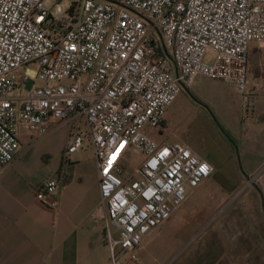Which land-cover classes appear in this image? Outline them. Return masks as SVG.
<instances>
[{"label": "built area", "instance_id": "obj_1", "mask_svg": "<svg viewBox=\"0 0 264 264\" xmlns=\"http://www.w3.org/2000/svg\"><path fill=\"white\" fill-rule=\"evenodd\" d=\"M252 41L264 48V0H73L67 10L59 0H0V169L19 151V126L42 136L54 122L76 120L65 153L85 142L93 149L100 200L92 216L103 219L112 263L135 262L145 234L184 201L186 186L213 171L147 129L162 124L198 75L231 82L251 107ZM28 65L34 72L17 80ZM29 80L42 85L25 89ZM128 147L142 155L131 179L122 162ZM57 185L47 180L36 198L46 202Z\"/></svg>", "mask_w": 264, "mask_h": 264}, {"label": "crops", "instance_id": "obj_2", "mask_svg": "<svg viewBox=\"0 0 264 264\" xmlns=\"http://www.w3.org/2000/svg\"><path fill=\"white\" fill-rule=\"evenodd\" d=\"M246 80L256 98L248 109L231 82L198 75L162 124L147 129L159 143L187 146L213 171L194 187L197 200L145 234L131 264H264V48L257 41L248 46ZM179 121L177 141L168 130ZM67 123H52L48 136L19 126V151L0 169V264H113L103 219L92 216L100 200L94 151L65 153ZM51 178L58 185L42 202L36 192ZM250 179L258 197L252 215H223L241 208L230 198ZM195 237L196 248L185 250Z\"/></svg>", "mask_w": 264, "mask_h": 264}, {"label": "rangeland", "instance_id": "obj_3", "mask_svg": "<svg viewBox=\"0 0 264 264\" xmlns=\"http://www.w3.org/2000/svg\"><path fill=\"white\" fill-rule=\"evenodd\" d=\"M54 2H55V0H46V4L47 5H51ZM59 2L61 4L63 10H67L71 6L73 0H59ZM154 33H157L155 29H154ZM211 54H212L211 52L208 53V55H211ZM23 70H24V72H28V74H32L34 72V68H33L32 65L24 66V67L20 68V70L16 73V79L17 80L20 79V72L23 71ZM34 85H42V82L38 81V80H35V81L29 80L25 84V89H29L30 87H32ZM229 91H230V89H229ZM183 119L186 122L185 118H183ZM59 122H63V121H59ZM181 123L182 122L179 121V122H177L176 125L169 126V130H168L169 138L177 140V141L180 140V137H179L181 135L180 130L182 129V127L180 126ZM193 123L195 124V121H193ZM76 124H77L76 120L69 121L67 123L68 132H69L70 128L72 129V126H74ZM79 124L80 125L82 124V128H84L85 124H84L83 120L81 122H79ZM59 128L60 127H58V129H56V130H59ZM47 133H49V134H47ZM47 133L44 134V135L48 136V135H50L53 132H47ZM85 145L90 146L88 143L84 144L83 146H85ZM175 145H177V144H175ZM141 159H142V155L136 149H134L133 147H128L126 149V151H125V153H124V155L122 157V162L124 163L128 174H132L133 177H137L136 173H134V168L136 167L138 162H140ZM201 182L199 184H201ZM243 184L244 185H243V188L241 189V191L237 195L231 196V198H230V200H233L234 202L235 201L239 202L241 208L240 209H236V210L235 209H230V208L225 209L224 210L225 213L223 215L233 216V215H236L237 213L241 217L245 216V214H247L246 215L247 217L252 215V213H253V210L251 209L252 202L253 201H258V197L257 196L255 197V196L252 195V193H250L249 190L253 189V187H252V185L250 183H248V181L246 183L244 182ZM195 194H196V189L194 187L191 188V187L186 186V196H185V199H184V201L182 203L187 204V203H189V202H191L193 200H197ZM244 212H247V213L244 214ZM114 235L117 236L116 232H114ZM192 240L193 241L189 245H187L185 247V250L186 249H195L196 248L197 242H198L199 239L197 237H195ZM116 254H117V261L118 262H122L125 253L124 252L120 253L119 248H117Z\"/></svg>", "mask_w": 264, "mask_h": 264}, {"label": "snow or ice", "instance_id": "obj_4", "mask_svg": "<svg viewBox=\"0 0 264 264\" xmlns=\"http://www.w3.org/2000/svg\"><path fill=\"white\" fill-rule=\"evenodd\" d=\"M121 147H123V145H121ZM117 152H119V149L117 150ZM115 159V156H113V160ZM109 163H111V161L109 162Z\"/></svg>", "mask_w": 264, "mask_h": 264}]
</instances>
